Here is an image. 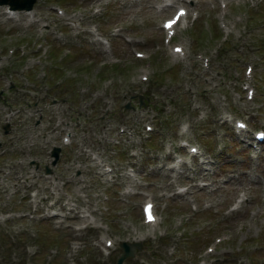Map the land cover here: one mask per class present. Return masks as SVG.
I'll use <instances>...</instances> for the list:
<instances>
[{"label":"rangeland","instance_id":"1","mask_svg":"<svg viewBox=\"0 0 264 264\" xmlns=\"http://www.w3.org/2000/svg\"><path fill=\"white\" fill-rule=\"evenodd\" d=\"M160 3L35 0L28 12L34 23L24 10L13 9L19 20L9 18L7 4L0 6L6 12L0 16V89L7 105L23 111L21 125L39 109L44 118L50 115V143L64 145V131L73 135L62 149L66 168L35 173L37 183L28 189L21 179L33 174L26 163L25 173H2L9 167L0 157V264H115L119 243L136 238L143 240L141 252L122 264H264V152L247 144L254 131L264 130V0L225 9L215 0H186L182 4L198 16L186 19L173 39L188 50L184 58L163 43L159 23L170 12L150 9ZM217 22L231 32L223 34ZM197 55L209 58L210 69ZM246 83L255 89L251 100L241 87ZM134 93L149 102L138 108L130 100ZM127 102L136 110L125 109ZM186 103L195 108L191 116ZM234 120L246 122L247 132L234 133ZM183 139L201 154L169 171L173 155L187 158ZM166 143L173 153L165 148L161 155ZM203 156V170H193ZM178 188L184 191L177 194ZM55 195L59 203L52 206ZM239 195L245 200L230 211ZM146 198L156 206L155 228L141 219ZM33 201L43 214L28 209ZM206 247L214 252L206 254Z\"/></svg>","mask_w":264,"mask_h":264},{"label":"bare ground","instance_id":"2","mask_svg":"<svg viewBox=\"0 0 264 264\" xmlns=\"http://www.w3.org/2000/svg\"><path fill=\"white\" fill-rule=\"evenodd\" d=\"M156 1H159V0H156ZM182 0H175V3L176 4H178V3H180ZM200 2L201 3H203V4H206L207 3V0H200ZM216 2V1H215ZM151 9V12H153V13H155L156 14V8H154V7H152V8H150ZM26 15H27V17L29 18V22L30 23H34V22H36V20L33 18V15H28V12H24ZM13 15H16V19H22V16L21 15H19L18 13H16L15 11L12 13ZM5 15V13L3 12V10L2 9H0V16L2 17V16H4ZM24 15V14H23ZM26 15H24V16H26ZM149 16V15H148ZM184 163V162H183ZM196 165H197V163H196ZM66 205H68V204H66ZM66 211L69 213V214H72V216H75L76 215V217L78 218V219H81V218H83V216H81V217H79V216H77V212L75 211V208H73V207H67L66 208Z\"/></svg>","mask_w":264,"mask_h":264},{"label":"water","instance_id":"3","mask_svg":"<svg viewBox=\"0 0 264 264\" xmlns=\"http://www.w3.org/2000/svg\"><path fill=\"white\" fill-rule=\"evenodd\" d=\"M33 2H34V0H30V1L28 2V4H27L24 8H26V9H30L31 6H32V4H33ZM10 4H13V3L10 2ZM121 260H122V258H120L119 262H120Z\"/></svg>","mask_w":264,"mask_h":264},{"label":"snow or ice","instance_id":"4","mask_svg":"<svg viewBox=\"0 0 264 264\" xmlns=\"http://www.w3.org/2000/svg\"><path fill=\"white\" fill-rule=\"evenodd\" d=\"M180 15L182 16V15H183V12H181ZM173 23H175V21H171V22H169V23L166 25V27L171 28ZM149 220L151 221V216H149Z\"/></svg>","mask_w":264,"mask_h":264},{"label":"flooded vegetation","instance_id":"5","mask_svg":"<svg viewBox=\"0 0 264 264\" xmlns=\"http://www.w3.org/2000/svg\"><path fill=\"white\" fill-rule=\"evenodd\" d=\"M0 128L2 129V126H0ZM10 130H11V128H10ZM15 130H16V132H18V131H19V129H18V128H16Z\"/></svg>","mask_w":264,"mask_h":264}]
</instances>
